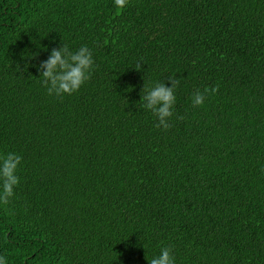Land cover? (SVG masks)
<instances>
[{
    "label": "trees",
    "instance_id": "trees-1",
    "mask_svg": "<svg viewBox=\"0 0 264 264\" xmlns=\"http://www.w3.org/2000/svg\"><path fill=\"white\" fill-rule=\"evenodd\" d=\"M62 44L95 67L58 98L37 66ZM169 76L165 131L140 99ZM9 152L7 264H148L166 246L175 264H264V0H0Z\"/></svg>",
    "mask_w": 264,
    "mask_h": 264
},
{
    "label": "clouds",
    "instance_id": "clouds-1",
    "mask_svg": "<svg viewBox=\"0 0 264 264\" xmlns=\"http://www.w3.org/2000/svg\"><path fill=\"white\" fill-rule=\"evenodd\" d=\"M117 7L123 9L127 6L128 0H114ZM92 52L87 46H82L75 52L71 51L66 44L59 48H53L47 60L37 66L40 72L41 85L46 88L49 96L62 98L64 95H72L90 80L94 70ZM136 70H141L137 64ZM27 70L25 65L24 71ZM42 70V71H41ZM167 81L171 86L166 87L165 82H157L154 87L145 89L146 94L141 97L142 107L149 110L157 119L154 127L165 131L172 127L171 117L174 115L176 104L175 91L179 84L176 76H169ZM218 91L216 87H206L203 92L197 90L192 95L194 107L203 106L208 95ZM180 118V117H178ZM22 157L14 152L0 155V203L7 205L9 199L14 196V190L20 183L17 175L18 167ZM0 264H7L6 257L0 256ZM148 264H175V258L171 246L162 247L159 255L155 256Z\"/></svg>",
    "mask_w": 264,
    "mask_h": 264
}]
</instances>
